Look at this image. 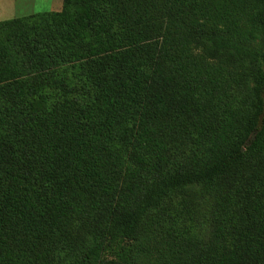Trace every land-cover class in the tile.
Returning a JSON list of instances; mask_svg holds the SVG:
<instances>
[{
  "label": "trees",
  "instance_id": "1",
  "mask_svg": "<svg viewBox=\"0 0 264 264\" xmlns=\"http://www.w3.org/2000/svg\"><path fill=\"white\" fill-rule=\"evenodd\" d=\"M0 35V264H264V0H62Z\"/></svg>",
  "mask_w": 264,
  "mask_h": 264
},
{
  "label": "rangeland",
  "instance_id": "2",
  "mask_svg": "<svg viewBox=\"0 0 264 264\" xmlns=\"http://www.w3.org/2000/svg\"><path fill=\"white\" fill-rule=\"evenodd\" d=\"M61 8L62 3H54V0H0V22L38 13L58 12Z\"/></svg>",
  "mask_w": 264,
  "mask_h": 264
},
{
  "label": "crops",
  "instance_id": "3",
  "mask_svg": "<svg viewBox=\"0 0 264 264\" xmlns=\"http://www.w3.org/2000/svg\"><path fill=\"white\" fill-rule=\"evenodd\" d=\"M61 1H62V0H54V3H57V4H58V3H62ZM51 12H56V11H51ZM58 12H59V11H58Z\"/></svg>",
  "mask_w": 264,
  "mask_h": 264
}]
</instances>
